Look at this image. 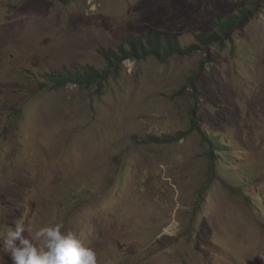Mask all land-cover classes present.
I'll return each mask as SVG.
<instances>
[{
  "label": "rangeland",
  "instance_id": "obj_1",
  "mask_svg": "<svg viewBox=\"0 0 264 264\" xmlns=\"http://www.w3.org/2000/svg\"><path fill=\"white\" fill-rule=\"evenodd\" d=\"M149 28L197 47L46 79ZM18 222L97 264H264V0H0V234Z\"/></svg>",
  "mask_w": 264,
  "mask_h": 264
},
{
  "label": "trees",
  "instance_id": "obj_2",
  "mask_svg": "<svg viewBox=\"0 0 264 264\" xmlns=\"http://www.w3.org/2000/svg\"><path fill=\"white\" fill-rule=\"evenodd\" d=\"M63 4L69 3L71 0H54ZM240 18V17H237ZM231 17L224 20V29L230 28L229 25ZM226 30H223V34L227 36ZM220 38L218 34H208L207 40H216ZM127 47L120 48L119 52L112 50H101L100 53L107 61V67L105 69H95L92 67L79 68L73 72L64 71L62 73H47L46 79L51 81L57 87L64 86L67 83H72L78 86H92L98 85L101 87L105 84L109 77H117L121 64L126 59L141 60L149 57H154L160 61H166L168 58L178 54L180 56L189 55L192 49L196 48V45H189L187 47H181L179 41L176 40L174 35L167 33H159L158 31L149 28L146 31L145 37H139L129 35L126 39ZM194 98V97H193ZM200 107H197L199 109ZM155 142H164L165 139L151 138ZM214 151H222V145L217 144L212 148Z\"/></svg>",
  "mask_w": 264,
  "mask_h": 264
},
{
  "label": "clouds",
  "instance_id": "obj_3",
  "mask_svg": "<svg viewBox=\"0 0 264 264\" xmlns=\"http://www.w3.org/2000/svg\"><path fill=\"white\" fill-rule=\"evenodd\" d=\"M95 6H92V10ZM62 223L45 225L25 236L22 222L0 234V246L11 264H97L95 251Z\"/></svg>",
  "mask_w": 264,
  "mask_h": 264
}]
</instances>
